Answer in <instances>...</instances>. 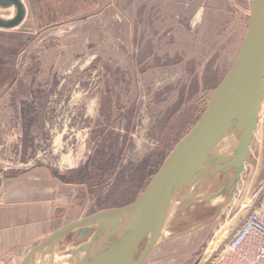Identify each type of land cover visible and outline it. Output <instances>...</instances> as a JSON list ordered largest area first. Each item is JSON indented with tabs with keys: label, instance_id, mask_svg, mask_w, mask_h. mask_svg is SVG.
I'll use <instances>...</instances> for the list:
<instances>
[{
	"label": "rangeland",
	"instance_id": "rangeland-1",
	"mask_svg": "<svg viewBox=\"0 0 264 264\" xmlns=\"http://www.w3.org/2000/svg\"><path fill=\"white\" fill-rule=\"evenodd\" d=\"M20 1L22 23L0 30V179L26 181L30 170H46L75 187L86 216L130 205L145 191L232 65L252 5ZM9 8L0 15L9 16ZM255 134L230 203L209 224L177 236L219 205L179 214L164 229L172 238L142 264H200L231 238L264 193V101Z\"/></svg>",
	"mask_w": 264,
	"mask_h": 264
},
{
	"label": "water",
	"instance_id": "water-1",
	"mask_svg": "<svg viewBox=\"0 0 264 264\" xmlns=\"http://www.w3.org/2000/svg\"><path fill=\"white\" fill-rule=\"evenodd\" d=\"M15 8L0 30L16 29L24 20L20 0H0ZM264 101V0H252L245 36L232 65L213 91L198 123L175 146L145 191L132 204L100 210L52 232L20 264H113L134 247L142 264L170 238L162 231L187 209L224 196L209 224L226 207L241 182L258 129ZM216 181L213 189H204ZM1 185V179H0Z\"/></svg>",
	"mask_w": 264,
	"mask_h": 264
},
{
	"label": "crops",
	"instance_id": "crops-1",
	"mask_svg": "<svg viewBox=\"0 0 264 264\" xmlns=\"http://www.w3.org/2000/svg\"><path fill=\"white\" fill-rule=\"evenodd\" d=\"M7 10L9 16L0 15L1 19L14 17V8ZM28 174L26 181L1 179L0 264H20L52 232L87 215L80 209L75 187L60 183L43 169Z\"/></svg>",
	"mask_w": 264,
	"mask_h": 264
},
{
	"label": "built area",
	"instance_id": "built-area-1",
	"mask_svg": "<svg viewBox=\"0 0 264 264\" xmlns=\"http://www.w3.org/2000/svg\"><path fill=\"white\" fill-rule=\"evenodd\" d=\"M200 264H264V193L231 238Z\"/></svg>",
	"mask_w": 264,
	"mask_h": 264
},
{
	"label": "bare ground",
	"instance_id": "bare-ground-1",
	"mask_svg": "<svg viewBox=\"0 0 264 264\" xmlns=\"http://www.w3.org/2000/svg\"><path fill=\"white\" fill-rule=\"evenodd\" d=\"M224 201V196H218V197H216V198H214V199H212V200H210L209 202L212 204V205H220V204H222V202ZM183 213V212H182ZM218 233V232H217ZM222 234H221V236H219L218 237V239L217 240H221L223 237H224V233L223 232H221ZM220 235V234H219ZM165 235H164V231H162V237H164ZM216 244V243H215ZM215 244L214 243H212V244H210L209 245V250H208V252H212V251H214V250H212V251H210V249H213V248H215L216 246H215ZM127 254H124L121 258H119L116 262H114L113 264H126L127 263V256H126Z\"/></svg>",
	"mask_w": 264,
	"mask_h": 264
}]
</instances>
